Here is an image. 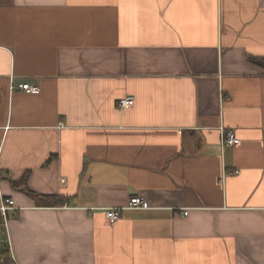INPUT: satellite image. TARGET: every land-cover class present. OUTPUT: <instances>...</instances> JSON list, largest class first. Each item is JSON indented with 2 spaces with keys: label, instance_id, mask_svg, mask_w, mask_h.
<instances>
[{
  "label": "crops",
  "instance_id": "obj_1",
  "mask_svg": "<svg viewBox=\"0 0 264 264\" xmlns=\"http://www.w3.org/2000/svg\"><path fill=\"white\" fill-rule=\"evenodd\" d=\"M4 198L18 264H264V0H0Z\"/></svg>",
  "mask_w": 264,
  "mask_h": 264
},
{
  "label": "built area",
  "instance_id": "obj_2",
  "mask_svg": "<svg viewBox=\"0 0 264 264\" xmlns=\"http://www.w3.org/2000/svg\"><path fill=\"white\" fill-rule=\"evenodd\" d=\"M18 88L22 89L25 92H33V91H37V87L30 85L28 83H21L18 84ZM133 104V97L132 96H128V97H124L122 99L119 100L118 106L119 107H130ZM239 142V139L237 137H235L234 133L231 130H225L222 133V139H221V143L223 146H232L235 145ZM141 208H145V201H144V197L143 196H133L129 199V202L126 206L123 207H108L105 209L104 213L105 216L108 220V222L110 224H113L114 222H116L121 215L122 210L124 209H141ZM19 207H17L14 204L13 199L11 198H4L2 199L1 203H0V218H1V222H0V241L2 239L3 234H5L6 236V240L8 242V238H7V233H6V224H7V213L9 211H18ZM183 214H187L186 211L183 212ZM10 260H11V264H18L15 260V258L13 257L12 254H10Z\"/></svg>",
  "mask_w": 264,
  "mask_h": 264
},
{
  "label": "trees",
  "instance_id": "obj_3",
  "mask_svg": "<svg viewBox=\"0 0 264 264\" xmlns=\"http://www.w3.org/2000/svg\"><path fill=\"white\" fill-rule=\"evenodd\" d=\"M27 173H25L21 179L20 183H25L27 179ZM30 195H32L31 192L28 191ZM37 198L41 200L44 204H50V205H60L64 202V197L59 195H37L34 194ZM1 222V218H0ZM10 249L9 244L6 240L5 234H3L2 239L0 241V264H11L10 255H9Z\"/></svg>",
  "mask_w": 264,
  "mask_h": 264
}]
</instances>
